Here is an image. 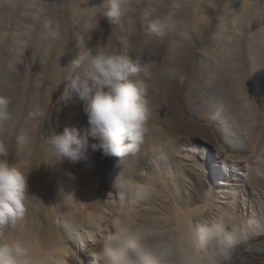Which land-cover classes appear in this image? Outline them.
<instances>
[{
  "label": "rangeland",
  "instance_id": "obj_1",
  "mask_svg": "<svg viewBox=\"0 0 264 264\" xmlns=\"http://www.w3.org/2000/svg\"><path fill=\"white\" fill-rule=\"evenodd\" d=\"M109 12L110 0H0V97L8 99L11 113L10 120L0 126V143L9 150V162L26 177L25 212L22 220L18 219L22 222L19 231L31 234L38 252L73 237L69 224L75 225L81 212L67 199L86 186L85 195L92 201L88 205L95 209L92 219L102 220L111 203L126 212L120 198L127 200V195L121 197L120 189L108 177L118 180L121 165L151 167V147L157 150L156 155L165 146L184 153L176 142L183 138L200 163L199 156L207 152L218 162L215 154L219 149L224 151L217 155L220 160L225 152L264 153V0H129L126 12L119 16ZM165 18L174 21L175 28L162 37L155 35L150 25ZM221 21L226 22L224 30ZM86 23L97 26L85 31ZM256 31L259 37H255ZM53 33H59V38ZM87 48L126 54L140 68L130 79L146 85L151 114L134 153L105 156L89 148L84 160L73 162L51 152L47 139L54 131L87 125L84 101L74 92L64 98L71 61ZM197 97L212 102L204 104ZM233 113H239L237 124L227 122ZM209 137L218 145L208 144L203 149ZM242 146L246 151L239 153ZM80 168L89 171L88 176ZM6 233L18 237L0 228V238ZM263 238L255 236L233 250ZM261 247L262 253H253L243 246L226 264H248L263 254L264 242ZM226 251L218 262L225 263L235 252L225 256Z\"/></svg>",
  "mask_w": 264,
  "mask_h": 264
},
{
  "label": "bare ground",
  "instance_id": "obj_2",
  "mask_svg": "<svg viewBox=\"0 0 264 264\" xmlns=\"http://www.w3.org/2000/svg\"><path fill=\"white\" fill-rule=\"evenodd\" d=\"M111 2L112 0L110 5ZM224 23L226 22L221 21L223 30L226 27ZM39 29L38 26V33ZM83 36L88 35L84 32ZM256 36L259 37V31L255 32ZM201 99L203 97H197V100ZM203 100L201 102L204 104L212 102L210 99ZM244 104L245 102L243 106ZM237 106H234L235 110L238 109ZM223 107L230 110L229 106ZM235 116H239V113L230 114L227 122L239 123L241 119ZM176 142L179 144V152L184 153H175L176 148L172 151L170 146H165L156 155L157 150L151 147L148 149L153 157L151 167L145 164L132 168L121 165L118 169L122 173L118 180L113 176L108 177L109 182L115 183L120 189L121 197L123 194L127 195V200L120 198L126 212L118 211L111 203L106 211L107 215L97 213L103 217L102 220L92 219L95 209L88 205L92 201L85 195V191L88 193L86 186L80 189L79 195L68 196L70 205H78L81 213L76 218L75 225L69 224L73 237H69L65 243L58 242L51 249L38 252L31 234H21L23 229L19 231L22 224L19 221L22 219L17 220L15 225L5 227L11 235L18 234L17 239L7 233L3 239L18 242L28 249L27 255L22 258L27 264H216L224 251L227 250L225 256L235 251L224 259L223 262L227 263L239 254L236 252L237 248L233 250V246L258 235L264 236V153L251 151L248 155H236L225 152V158L220 160L217 155L224 151L219 149L215 154V158L219 157L218 162L207 152L199 156L203 160L200 163L197 160L198 154L187 146L186 140L182 138ZM208 144L218 145L212 137L205 140L203 149H207ZM223 144L228 146V143ZM244 146L239 153L246 151ZM230 149L236 151L237 148L231 146ZM187 151H191V154ZM98 199L100 202V198ZM128 210H131L129 214ZM262 242L264 238L243 246L262 253ZM221 261L217 264H222Z\"/></svg>",
  "mask_w": 264,
  "mask_h": 264
},
{
  "label": "clouds",
  "instance_id": "obj_3",
  "mask_svg": "<svg viewBox=\"0 0 264 264\" xmlns=\"http://www.w3.org/2000/svg\"><path fill=\"white\" fill-rule=\"evenodd\" d=\"M128 5L129 0H112L108 15L119 16ZM96 26L86 23L84 29L91 31ZM150 28L162 37L175 28V22L165 18ZM53 35L59 38V33ZM71 70L64 98L74 92L84 101L87 125L54 131L47 139L52 154L76 162L86 158L89 148L116 157L136 152L151 114L146 85L130 79L140 71L139 66L126 54L87 48L71 61ZM8 104L7 98L0 97V126L11 118ZM8 155V148L0 143V228L15 225L25 212L26 177L9 162ZM27 251L18 242L0 238V264H27L22 260Z\"/></svg>",
  "mask_w": 264,
  "mask_h": 264
},
{
  "label": "crops",
  "instance_id": "obj_4",
  "mask_svg": "<svg viewBox=\"0 0 264 264\" xmlns=\"http://www.w3.org/2000/svg\"><path fill=\"white\" fill-rule=\"evenodd\" d=\"M253 253H256V252L254 251ZM248 264H264V254L253 258Z\"/></svg>",
  "mask_w": 264,
  "mask_h": 264
},
{
  "label": "water",
  "instance_id": "obj_5",
  "mask_svg": "<svg viewBox=\"0 0 264 264\" xmlns=\"http://www.w3.org/2000/svg\"><path fill=\"white\" fill-rule=\"evenodd\" d=\"M242 248H243L242 245L238 246L236 252L240 254L242 252ZM223 264H226V263H223Z\"/></svg>",
  "mask_w": 264,
  "mask_h": 264
}]
</instances>
